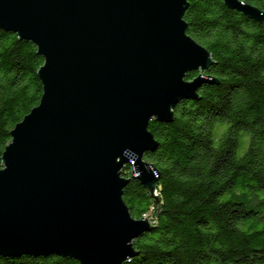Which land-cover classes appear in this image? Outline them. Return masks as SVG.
Listing matches in <instances>:
<instances>
[{
    "label": "water",
    "instance_id": "obj_1",
    "mask_svg": "<svg viewBox=\"0 0 264 264\" xmlns=\"http://www.w3.org/2000/svg\"><path fill=\"white\" fill-rule=\"evenodd\" d=\"M264 25V10L222 0ZM188 0H0V29L32 41L42 94L10 130L1 155L0 256L71 257L121 264L152 226L122 198L136 178L158 205L159 172L143 158L158 142L153 118L171 122L198 99L210 51L187 34ZM198 71L191 79L188 72Z\"/></svg>",
    "mask_w": 264,
    "mask_h": 264
},
{
    "label": "trees",
    "instance_id": "obj_2",
    "mask_svg": "<svg viewBox=\"0 0 264 264\" xmlns=\"http://www.w3.org/2000/svg\"><path fill=\"white\" fill-rule=\"evenodd\" d=\"M186 32L216 62L198 99H183L171 122L151 119L158 142L143 158L159 172L158 205L136 178L122 198L152 228L132 240L121 264H264V25L222 0H188ZM264 10V0H244ZM43 57L0 29V168L10 130L38 104ZM198 71L188 72L191 79ZM0 264H80L58 256H0Z\"/></svg>",
    "mask_w": 264,
    "mask_h": 264
},
{
    "label": "built area",
    "instance_id": "obj_3",
    "mask_svg": "<svg viewBox=\"0 0 264 264\" xmlns=\"http://www.w3.org/2000/svg\"><path fill=\"white\" fill-rule=\"evenodd\" d=\"M144 216L150 218V217H149L148 215H146V214H145Z\"/></svg>",
    "mask_w": 264,
    "mask_h": 264
}]
</instances>
